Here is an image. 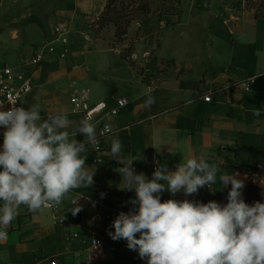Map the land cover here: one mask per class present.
Returning a JSON list of instances; mask_svg holds the SVG:
<instances>
[{
    "label": "crops",
    "instance_id": "obj_1",
    "mask_svg": "<svg viewBox=\"0 0 264 264\" xmlns=\"http://www.w3.org/2000/svg\"><path fill=\"white\" fill-rule=\"evenodd\" d=\"M145 1L150 10L142 14L143 20L133 19L126 37L114 45L115 25L107 37L97 23L108 0H0V47L13 54L31 56L55 37L57 25L62 28L67 56L47 54L33 74L37 89L25 97L43 119L47 113L66 114L71 124L63 131L70 140H85L84 134L75 133L84 120L73 110L75 88H89L92 102L130 100L109 120L114 133L86 145L87 153L81 154L86 167H95L93 185L73 189L56 210L31 212L21 205L7 240L0 243L2 261L30 264L57 258L60 264H147V258L128 249L126 240L114 241L108 234L114 232L108 214L138 208L130 203L135 191L121 189L125 184L118 170L123 165L111 155L113 139L121 141L123 157L140 156L132 167L149 180L160 165L175 171L187 159L203 157L219 168L212 185L217 193L231 186H224L220 175L238 173L245 188L255 165L264 163V28L248 32L246 26L264 24L258 7L250 6V0ZM154 16L159 24L154 25ZM199 21L210 33L204 55L187 50L188 41L182 44L181 35L178 40L173 35ZM154 50L156 62L150 57ZM126 51L132 62L123 56ZM251 76L256 78L251 89L230 87ZM148 94L155 99L150 107L145 106ZM207 94L210 101L204 99ZM257 109L259 116L254 115ZM71 197L81 198L83 208L76 216L68 210L74 207ZM173 197L167 190L160 193L161 202ZM95 237H102L103 246L92 251Z\"/></svg>",
    "mask_w": 264,
    "mask_h": 264
},
{
    "label": "clouds",
    "instance_id": "obj_2",
    "mask_svg": "<svg viewBox=\"0 0 264 264\" xmlns=\"http://www.w3.org/2000/svg\"><path fill=\"white\" fill-rule=\"evenodd\" d=\"M154 103L148 94L145 106ZM254 115H260L259 109ZM70 124L63 113H47L43 119L37 108L13 105L0 110V126L6 129L0 151V242L7 240V229L21 205L37 212L59 205L73 189L93 185L95 167H86V156L81 154L87 153L86 145L97 143L95 126L83 120L75 131L85 136L79 142L63 131ZM121 149V141L113 139L111 155L123 165L118 170L125 184L121 189L135 191L136 199L130 203L138 208L119 213L112 224L114 232L108 233L111 239L126 240L128 249L147 258V264H264V203L244 202L245 185L238 173L219 176L224 186L231 184L225 206L187 199L161 202L165 190L185 196L205 186L211 190L218 166L203 157L189 158L175 171L160 165L149 180L132 167L140 156L127 159ZM80 199L70 198L74 207L68 210L73 216L82 211Z\"/></svg>",
    "mask_w": 264,
    "mask_h": 264
},
{
    "label": "built area",
    "instance_id": "obj_3",
    "mask_svg": "<svg viewBox=\"0 0 264 264\" xmlns=\"http://www.w3.org/2000/svg\"><path fill=\"white\" fill-rule=\"evenodd\" d=\"M63 30L60 26L55 27V37L52 40L45 42L42 46L36 49L28 59L21 62L4 63L0 65V110H8L13 105L23 107V98L30 93L34 88V71L45 60L49 53H57L60 59L67 56L68 47L65 40L62 38ZM56 42H61L62 47L59 48ZM254 76L248 77L240 83L231 84L230 87L240 86L245 90L251 89L255 83ZM254 79V80H252ZM252 80V81H251ZM206 101L211 100V94L204 95ZM71 102L73 110L79 113L82 118L89 120L97 128V143L103 137L114 133L110 118L117 115L119 111L130 104V100L121 97L115 100L114 104H110L106 100L92 102L90 99L89 88H75L71 94ZM3 126H0V151L3 150ZM99 148V146H97ZM2 170V167H0ZM212 188V187H211ZM58 205L50 207L56 210ZM127 211L114 210L107 215L108 219L115 220L119 213ZM59 221H63L60 219ZM9 234V229H7ZM1 243V242H0ZM103 246L102 237H95L92 240L91 249L97 251ZM89 264L90 261H87ZM0 264H15L12 262L2 261ZM30 264H60L57 258H50L43 261H35Z\"/></svg>",
    "mask_w": 264,
    "mask_h": 264
},
{
    "label": "rangeland",
    "instance_id": "obj_4",
    "mask_svg": "<svg viewBox=\"0 0 264 264\" xmlns=\"http://www.w3.org/2000/svg\"><path fill=\"white\" fill-rule=\"evenodd\" d=\"M117 1L120 4H122V2H123L125 6L129 5V7L126 10L128 11V13L131 15V17L133 19H142L143 20L144 17H142V12L137 8V4L133 3V7L132 8L130 7V4L132 2H134L135 0H117ZM119 3H117V4L120 5ZM143 3L145 5L149 6L147 1L143 0ZM249 4H250V6L258 7V10H257L258 14L264 16V0H250ZM116 7L112 6V10H111V13H110L111 16H115V15H117V12L121 13V11H123L122 8H120V7L116 8ZM115 8H116L117 12L115 11ZM154 18H155L154 19L155 20V24L154 25L159 24V22L157 20V17L154 16ZM142 20H140V21H142ZM113 25H114V23L112 21L111 22L108 21L106 23V25L103 27L105 29H103L102 32L105 33V35L107 37L109 36V33L113 32V28H114ZM244 25H245V23H244ZM193 26H195V27H193ZM246 26H247V31L248 32H251V31L255 30V31L260 33V32L263 31V28H264L263 22H259L257 24H252V25H250L249 23L246 22ZM192 27L193 28L186 29V32L184 31V33L177 32V33H174L173 35H175V37H176L175 39H177V40L179 39L178 36L181 35L182 38L180 40H181L182 44H185L186 40L188 41L189 45L187 46L188 47L187 50L191 48L192 51H197V53H198V51L201 52L199 55H201V54L204 55L202 52L206 48L205 41H207L208 36H210V33L207 31L208 28L206 27V23L204 21H199V22H196V23L194 22V23H192ZM159 30L160 29L157 28L156 32L161 34ZM0 34H2V33H0ZM132 38H134V37H132ZM111 39H112V41H113L112 43H114V45H116L117 42L119 41L117 39V37L111 38ZM0 40H2V38H0ZM157 41L159 42V45H160L161 38H159ZM89 45H90V42L86 43L84 50L88 49ZM155 51L156 50H154L152 52L151 56H150L153 62H156V59L158 58V55L156 54ZM28 57H30V53H24V54L15 53V54H13L12 52H10L5 47H3V48L0 47V65L4 64L6 62L14 64V62L21 61L23 59H27ZM87 57L91 58L92 55L90 54ZM36 87L37 86H35L33 92L37 89ZM22 104H23V108H25V109H31L33 107L32 102H30L29 99L26 98V97L23 98ZM250 179L251 180H250L249 183L254 185L256 187V189L255 190L252 189L251 191H249L245 195L246 197H242V199L249 206L254 205V203L257 202V201H259L261 203H264V166L263 165L259 166L252 173ZM173 199L177 200V201H183V200L187 199L189 201H195V202H200V203H205V204L209 202L207 199L202 201V200H200L198 198L193 197L192 195L185 196L182 191L181 192H177L174 195ZM213 201L218 202L222 206H225L224 203H222L219 199H215Z\"/></svg>",
    "mask_w": 264,
    "mask_h": 264
},
{
    "label": "trees",
    "instance_id": "obj_5",
    "mask_svg": "<svg viewBox=\"0 0 264 264\" xmlns=\"http://www.w3.org/2000/svg\"><path fill=\"white\" fill-rule=\"evenodd\" d=\"M137 2V3H136ZM117 3H119L117 0H108V4L106 6L105 11L103 12V14L101 15L100 19L98 20V28H102L106 25V23L108 21H112L115 25V36L117 37L118 40L124 39L126 37V34L128 33V27L130 26L131 21L133 20V18L131 17V15L128 13V11L126 10L128 6H125L124 3L122 2V4L118 5ZM133 3L137 4V8L142 12V14H145L146 12H148L150 9L148 7V5H145L143 3V0H135L134 2H132L130 4V7H133ZM117 4V5H116ZM120 7L123 9V11L117 12L116 11V6ZM112 6L116 7L115 11L117 12V15L115 16H111V10H112ZM125 9V10H124ZM123 56L125 58H129V61L132 62V58H131V54L130 52L126 51L123 53ZM264 166V163H258L255 165V169L254 171L259 167V166ZM253 173V172H252ZM251 173V175H252ZM252 189H256V187L254 185H252L251 183H249L245 188H243L242 191V197H246L245 195L251 191ZM231 190V186L225 188L221 193H217L214 191V189L211 188V190L205 186L204 188L199 189V191L195 194H193L192 196L195 198H198L202 201H204L205 199H207L208 201H213L215 199H219L222 203H224V205H226L228 203V193Z\"/></svg>",
    "mask_w": 264,
    "mask_h": 264
}]
</instances>
